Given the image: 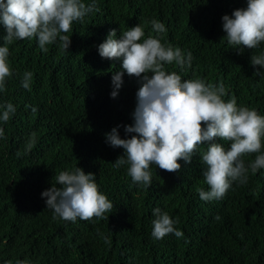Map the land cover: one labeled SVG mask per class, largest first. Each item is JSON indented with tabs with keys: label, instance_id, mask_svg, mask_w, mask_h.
<instances>
[{
	"label": "trees",
	"instance_id": "16d2710c",
	"mask_svg": "<svg viewBox=\"0 0 264 264\" xmlns=\"http://www.w3.org/2000/svg\"><path fill=\"white\" fill-rule=\"evenodd\" d=\"M95 4L98 10L74 21L66 33L71 41L67 53L59 39L46 45L47 52L36 37L7 44L0 23V47L9 48L12 70L0 91V114L9 103L15 108L7 122L0 120L4 132L0 264H264V168L255 173L249 168L247 182H232L222 199L202 201L199 190H210L202 155L211 143L225 150L231 144L214 138L197 148L191 163L178 161V172L153 164L151 185L134 183L129 165H113L124 149L110 146L106 134L119 126L121 139L135 135L126 134L124 127L134 124L141 78L125 73L113 98L112 75L121 70L122 60L102 58L98 52L111 30L119 38L140 25L144 38L162 35L161 41L185 49V57L188 53L195 59L204 57L201 70L181 72L184 80L222 83L225 102L235 97L238 107L264 116V68L251 64L248 51L238 54L239 46L229 45L226 38L199 53L189 42L190 27L199 18L213 14L222 21L223 16L246 9L247 0H95ZM152 20L163 23L166 31H153ZM176 65L171 63L172 69ZM26 72L32 73L28 89L22 87ZM261 153L242 156L246 168ZM76 167L94 174L99 191L113 203V211L105 213L108 218L75 222L53 218L41 194L56 185L61 171ZM156 208L175 221L181 238L153 237Z\"/></svg>",
	"mask_w": 264,
	"mask_h": 264
},
{
	"label": "clouds",
	"instance_id": "9594fccd",
	"mask_svg": "<svg viewBox=\"0 0 264 264\" xmlns=\"http://www.w3.org/2000/svg\"><path fill=\"white\" fill-rule=\"evenodd\" d=\"M94 10H98L95 0L87 5L82 0H0V23L7 32L4 41L11 44L14 39L36 37L40 49L47 52L46 45L59 39L61 48L67 53L71 41L66 33L72 31L74 21L82 20ZM150 23L153 31H166L163 23L156 20ZM189 35L190 46L198 53L216 40L226 38L229 45L239 46L238 54L250 53L253 66L264 68V55H261L264 49V0H247L246 9L235 10L231 17L223 16L222 21L215 19L213 14L199 18L190 27ZM144 37L140 25L128 29L119 38L113 29L98 47L102 58L122 60L121 70L112 75L113 98L117 96L116 90L121 87L125 73L141 78L136 93L134 124L124 127L126 134L135 135L121 139L119 126L106 134L110 146L124 149V155L113 165H129L128 175L132 181L150 186L151 165L167 172H178L181 168L178 161L191 163L197 148L204 142L214 138L231 141L229 150L221 144L211 143L202 155L206 165L203 176L210 190H199V198L206 202L222 199L232 182H247L249 168L253 173L264 168V153H261L264 116L255 109L238 107L235 97L225 102L222 83L206 84L199 78L184 80L181 72L191 67L201 70L204 57L195 59L191 53L185 57L182 53L185 49L174 42L161 41L162 35L159 39ZM8 56L9 48L0 47V91L5 89L6 78L12 75ZM173 62L177 64L174 69L171 67ZM31 79L32 73L26 72L22 87L28 89ZM14 112V106L7 104L0 120L7 122ZM3 136L0 128V138ZM251 153L261 154L246 168L241 157ZM56 185L41 194L46 198L47 208L53 210L54 219L59 217L71 222L77 218L105 219L108 218L105 213L113 211V203L99 191L94 174H85L78 167L74 171H61L56 176ZM153 215L156 217L153 220L154 238L162 239L168 234L177 238L183 236L167 213L156 208ZM105 242H108L107 238Z\"/></svg>",
	"mask_w": 264,
	"mask_h": 264
}]
</instances>
